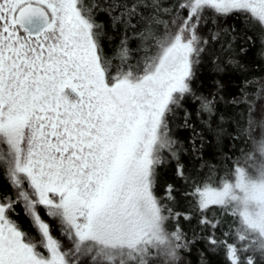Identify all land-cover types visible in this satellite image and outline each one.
<instances>
[{"label": "snow or ice", "instance_id": "6c2138e0", "mask_svg": "<svg viewBox=\"0 0 264 264\" xmlns=\"http://www.w3.org/2000/svg\"><path fill=\"white\" fill-rule=\"evenodd\" d=\"M253 29L264 0H0V264H264ZM193 118L236 151L205 161Z\"/></svg>", "mask_w": 264, "mask_h": 264}, {"label": "trees", "instance_id": "16d2710c", "mask_svg": "<svg viewBox=\"0 0 264 264\" xmlns=\"http://www.w3.org/2000/svg\"><path fill=\"white\" fill-rule=\"evenodd\" d=\"M222 26H228L232 24H236L239 28L240 21L229 19L226 22L221 21ZM246 36L252 37L251 41H245L244 47L247 48V52L243 54L241 57L242 62L249 65L250 67L255 66V71L252 73L253 75L258 74V70L261 68H264V58L261 57V50L264 48V45L260 43V37L258 34V30H249L246 32ZM223 39V37H222ZM239 42L235 45V47H239ZM221 58L223 59L224 54L221 53ZM197 77L199 82L202 83V91L205 94H208L209 92L215 91V86L213 84V81L217 78L222 79L224 85H225V98L235 94V82L239 79L238 76L232 75L230 72H227L226 74L217 77L211 70L210 66L205 63L204 65H201L197 69ZM223 107V105H221ZM194 122L196 123V129L198 132L202 133V141H203V158L205 161H209L212 163H217L221 160L222 154L227 153L228 155H232L234 151H236L233 148V141H231L229 138L224 137L220 142L217 141L215 134L211 131H209L207 128H205L203 125L199 124L195 121V118H193ZM177 137L183 141L186 145L188 143V140L191 136L190 130L180 131L176 133ZM257 139H259V133L254 134ZM201 142V137L197 138V144ZM239 144V141L236 142ZM247 151H251V143H249L246 147ZM185 163L192 167L196 161H193L191 159V154L184 157ZM171 180V173L169 171L162 172L161 175V183L163 184L165 181ZM19 215V222L22 224L25 231H31V227L29 224V221L24 217L23 213L20 211V209L17 210ZM55 227V225H53ZM58 235V233H56ZM199 247H203V245H199ZM210 260V264H219V258L218 257H208ZM191 261L192 264H197V257L195 255V248L193 249V254L191 255ZM184 264H187V261L184 262Z\"/></svg>", "mask_w": 264, "mask_h": 264}]
</instances>
